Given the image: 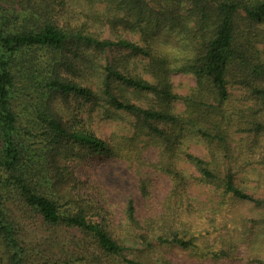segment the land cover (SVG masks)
I'll return each mask as SVG.
<instances>
[{
    "label": "trees",
    "instance_id": "obj_1",
    "mask_svg": "<svg viewBox=\"0 0 264 264\" xmlns=\"http://www.w3.org/2000/svg\"><path fill=\"white\" fill-rule=\"evenodd\" d=\"M263 24L264 0H0V264H264ZM119 114L131 133L92 129Z\"/></svg>",
    "mask_w": 264,
    "mask_h": 264
},
{
    "label": "rangeland",
    "instance_id": "obj_2",
    "mask_svg": "<svg viewBox=\"0 0 264 264\" xmlns=\"http://www.w3.org/2000/svg\"><path fill=\"white\" fill-rule=\"evenodd\" d=\"M264 27V24L263 26ZM108 35V31H106L105 36ZM107 59L115 61L117 64L122 65L126 64V67H131V58L127 56L126 50L121 48H114L107 53ZM102 62L106 61L105 57L101 59ZM127 62V63H125ZM172 83L174 85V91L180 96L188 95L191 90L196 86L197 81L196 78L191 74L184 73H172L171 74ZM127 95L131 98V100L139 104L141 106H149L153 97L151 95H146L145 93H137L133 92L131 89L127 91ZM185 108L183 100L180 99L176 102V109L178 111H183ZM130 120L127 116L117 115V116H101L97 115L94 117L91 122L92 129L101 137L107 138L113 133H131L130 129ZM190 150L199 155L206 157L208 155V151L205 145L201 143H192ZM83 153V150L82 152ZM86 158V157H85ZM87 159V158H86ZM93 162V167L90 165H85L82 167H78L77 169L81 174L87 175V172L84 171L86 168L91 167L92 169H96L97 175L102 179H105V182L109 184L111 187L117 189L116 192L112 193L111 197L113 199H119L124 194L127 195L129 193V173L124 166L120 163H116L114 161H110L104 158H88V161ZM184 167L190 169L194 173L195 170L188 163L182 164ZM249 181V185H251L252 191L257 189V185L259 184L260 175L258 171H252L246 175ZM260 193L262 190H259ZM191 194L199 199L200 202H203L206 207L212 205V201H214L215 195L206 187H199L197 185H192ZM186 253L180 252L179 255L184 258Z\"/></svg>",
    "mask_w": 264,
    "mask_h": 264
}]
</instances>
